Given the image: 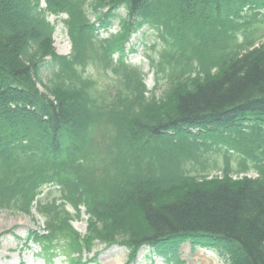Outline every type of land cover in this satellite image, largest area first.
Masks as SVG:
<instances>
[{
	"label": "trees",
	"instance_id": "16d2710c",
	"mask_svg": "<svg viewBox=\"0 0 264 264\" xmlns=\"http://www.w3.org/2000/svg\"><path fill=\"white\" fill-rule=\"evenodd\" d=\"M49 16L66 17L69 56ZM143 28L159 98L126 62ZM263 39L264 0H0V210L43 220L25 246L68 264H98L83 257L96 245L181 264L189 243L264 264Z\"/></svg>",
	"mask_w": 264,
	"mask_h": 264
},
{
	"label": "rangeland",
	"instance_id": "374dc122",
	"mask_svg": "<svg viewBox=\"0 0 264 264\" xmlns=\"http://www.w3.org/2000/svg\"><path fill=\"white\" fill-rule=\"evenodd\" d=\"M44 7V4H42ZM120 17L125 16L124 11L119 12ZM89 19L93 22L95 16L89 11ZM65 16L53 17L49 16L48 21L55 26L53 35L54 50L58 56H69L71 52V43L63 24ZM119 33V23L116 21L107 32H101V38L107 39L109 35H117ZM264 39L260 42L263 43ZM155 46V51L150 50ZM159 41L156 38V33L153 30L141 29L133 34L130 41L126 45V62L128 65L139 68L144 75L145 86L147 89V97L154 95L159 98L167 87V82L160 79L155 80L154 69L150 65V58H156V52L159 50ZM117 59V56H114ZM88 73L98 79L99 74L95 68L90 67ZM108 77H112L111 72H104ZM47 72L42 73V84H46ZM41 92L44 89L38 85ZM218 164L222 165L221 158L218 159ZM220 173L211 172L210 177L218 176ZM247 177L253 178V173L247 174ZM52 193L54 196H59L55 189H46L45 193ZM42 199L47 200V195ZM67 211L72 213L70 207ZM73 228L80 234L86 233V217L82 214L81 218L73 222ZM44 229L43 220L38 216L35 210L32 211V216H27L21 213L12 211L0 210V264H68L63 255H56L52 260L40 256L39 248L34 244L25 246L27 233L30 231L42 232ZM198 252L207 253L206 257H201L200 262L195 264H228L224 258L217 255L215 252L205 248H192L188 243L180 250L181 264H191ZM85 259L96 258L98 264H175L167 263L162 257L156 255L152 250L147 248L142 249L136 256L133 263L130 262L128 251L122 246H112L104 248L102 245H96L90 252L83 254Z\"/></svg>",
	"mask_w": 264,
	"mask_h": 264
},
{
	"label": "bare ground",
	"instance_id": "6f19581e",
	"mask_svg": "<svg viewBox=\"0 0 264 264\" xmlns=\"http://www.w3.org/2000/svg\"><path fill=\"white\" fill-rule=\"evenodd\" d=\"M208 254L207 253H201V252H198L197 254H196V256L194 257V259H192L191 260V264H195L196 262H200V258L201 257H206ZM201 264H205V263H201Z\"/></svg>",
	"mask_w": 264,
	"mask_h": 264
}]
</instances>
